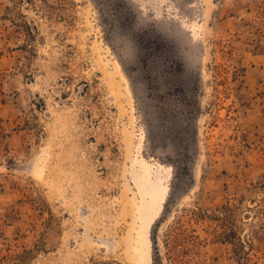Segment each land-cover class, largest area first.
Returning <instances> with one entry per match:
<instances>
[{
	"label": "rangeland",
	"instance_id": "rangeland-1",
	"mask_svg": "<svg viewBox=\"0 0 264 264\" xmlns=\"http://www.w3.org/2000/svg\"><path fill=\"white\" fill-rule=\"evenodd\" d=\"M0 90V264H264V0H0Z\"/></svg>",
	"mask_w": 264,
	"mask_h": 264
},
{
	"label": "trees",
	"instance_id": "trees-1",
	"mask_svg": "<svg viewBox=\"0 0 264 264\" xmlns=\"http://www.w3.org/2000/svg\"><path fill=\"white\" fill-rule=\"evenodd\" d=\"M187 239L189 246L185 248V250L190 253H200V245L202 242L195 230L192 229V231L187 234ZM180 252L181 250H172L170 253L172 264H197V262L194 260V257H183L180 255ZM182 252H184V249Z\"/></svg>",
	"mask_w": 264,
	"mask_h": 264
},
{
	"label": "bare ground",
	"instance_id": "bare-ground-1",
	"mask_svg": "<svg viewBox=\"0 0 264 264\" xmlns=\"http://www.w3.org/2000/svg\"><path fill=\"white\" fill-rule=\"evenodd\" d=\"M149 187H150V186H149ZM149 193H154V192H153V191H152V192H151V191H149ZM153 196H154V197H153V199H154V198H156L154 194H153ZM150 242H151V244H152V241H151V239H150ZM152 245H153V244H152Z\"/></svg>",
	"mask_w": 264,
	"mask_h": 264
},
{
	"label": "water",
	"instance_id": "water-1",
	"mask_svg": "<svg viewBox=\"0 0 264 264\" xmlns=\"http://www.w3.org/2000/svg\"><path fill=\"white\" fill-rule=\"evenodd\" d=\"M150 239H151V237H150ZM152 241V240H151ZM152 259H153V257H152Z\"/></svg>",
	"mask_w": 264,
	"mask_h": 264
}]
</instances>
